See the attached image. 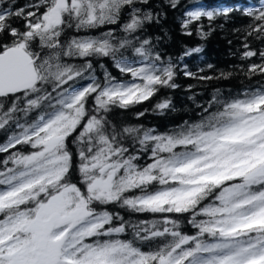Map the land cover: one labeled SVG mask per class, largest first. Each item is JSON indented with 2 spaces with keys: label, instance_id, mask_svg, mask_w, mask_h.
Listing matches in <instances>:
<instances>
[{
  "label": "snow or ice",
  "instance_id": "6c2138e0",
  "mask_svg": "<svg viewBox=\"0 0 264 264\" xmlns=\"http://www.w3.org/2000/svg\"><path fill=\"white\" fill-rule=\"evenodd\" d=\"M25 7L34 10L0 0V131L10 132L0 144V264H264V90L216 99L218 108L172 132L117 128L108 118L114 108L178 87L177 66L141 38L160 21L150 0ZM217 15L187 11L184 34ZM246 15V38L264 42V8ZM105 26L117 27L67 35ZM199 35H208L203 25ZM244 47L245 59L257 55ZM94 58L110 59L131 79L107 71L97 79ZM257 74L264 63L249 67L247 75ZM145 154L150 162L141 163ZM110 206L160 218L132 222ZM181 216L195 234L182 231Z\"/></svg>",
  "mask_w": 264,
  "mask_h": 264
},
{
  "label": "trees",
  "instance_id": "16d2710c",
  "mask_svg": "<svg viewBox=\"0 0 264 264\" xmlns=\"http://www.w3.org/2000/svg\"><path fill=\"white\" fill-rule=\"evenodd\" d=\"M36 0H11V5L16 8H25V11L34 9L26 8V5L35 3ZM152 9L160 14L159 23L148 26L147 31L141 37H147L154 41L155 51L159 52L164 61H171L177 66L175 83L177 88H163L149 100L136 104L128 109L114 108L109 113V120L117 127L143 126L154 129L158 133L172 132L185 123L198 122L206 115L204 108L213 111L219 106L216 99L231 100L240 97L245 92L264 90V75H247L252 64L264 63V58L259 52L264 51V42L254 36L246 38L249 25L253 23L251 17L246 15L248 10L264 8V0H180L177 8L169 5V0H150ZM212 11L220 13L214 20L206 17L193 22L189 30L192 35L184 34L181 24L186 19L187 11ZM227 13V15H223ZM126 17V13L123 14ZM200 25L208 32L206 37L199 35ZM15 26L23 29V20H17ZM117 26H105L102 29L77 33L69 30L67 35H97L109 28ZM117 35H120L117 29ZM249 49L256 51L257 55L245 59L243 53ZM201 48L200 52L185 55L190 49ZM71 63L80 64V60H72ZM104 67L101 68L100 65ZM211 65L212 67H209ZM94 71L92 75L99 80L103 79L104 72L121 81H129L131 78L116 69L114 63L108 58H94ZM189 72L192 75H186ZM221 73L231 74L227 79L220 77ZM210 76L211 80L199 77ZM78 81L77 84H81ZM170 101L171 107L161 111L156 105L163 101ZM91 99L89 105L91 106ZM143 113V115H139ZM10 132L0 131V144L6 142ZM129 147L131 143L125 142ZM20 147V146H18ZM6 154H0V159ZM141 163L150 162L148 155L142 156ZM109 210L120 212L127 220L138 222L140 220L159 219V215L149 213H131L126 209L110 206ZM182 223V231L187 234H195L187 220L188 216L179 217ZM127 238L131 239L129 233ZM147 250V249H145Z\"/></svg>",
  "mask_w": 264,
  "mask_h": 264
},
{
  "label": "rangeland",
  "instance_id": "374dc122",
  "mask_svg": "<svg viewBox=\"0 0 264 264\" xmlns=\"http://www.w3.org/2000/svg\"><path fill=\"white\" fill-rule=\"evenodd\" d=\"M101 34H102V33H99V34H97V35H91V36H100ZM89 35H90V34H89ZM96 78H97V77H96ZM97 79H98V78H97ZM102 80H103V79H102ZM102 80H101V81H102ZM81 82H82V83H86L87 81H86V80H81Z\"/></svg>",
  "mask_w": 264,
  "mask_h": 264
}]
</instances>
